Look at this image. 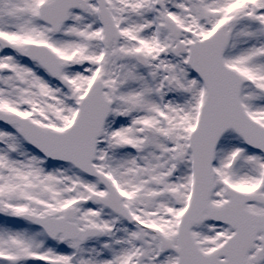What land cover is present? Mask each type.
<instances>
[{
  "label": "snow or ice",
  "instance_id": "snow-or-ice-1",
  "mask_svg": "<svg viewBox=\"0 0 264 264\" xmlns=\"http://www.w3.org/2000/svg\"><path fill=\"white\" fill-rule=\"evenodd\" d=\"M0 264H264V0H0Z\"/></svg>",
  "mask_w": 264,
  "mask_h": 264
}]
</instances>
